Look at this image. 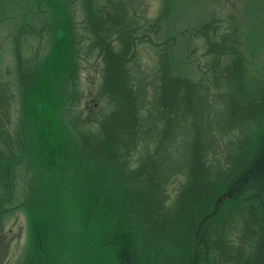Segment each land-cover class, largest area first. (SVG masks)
Masks as SVG:
<instances>
[{
	"label": "rangeland",
	"instance_id": "1",
	"mask_svg": "<svg viewBox=\"0 0 264 264\" xmlns=\"http://www.w3.org/2000/svg\"><path fill=\"white\" fill-rule=\"evenodd\" d=\"M3 237L0 264H264V0H0Z\"/></svg>",
	"mask_w": 264,
	"mask_h": 264
},
{
	"label": "trees",
	"instance_id": "2",
	"mask_svg": "<svg viewBox=\"0 0 264 264\" xmlns=\"http://www.w3.org/2000/svg\"><path fill=\"white\" fill-rule=\"evenodd\" d=\"M7 238H8V237H7ZM4 242H6V238H5V237L0 238V244H2V243H4Z\"/></svg>",
	"mask_w": 264,
	"mask_h": 264
}]
</instances>
